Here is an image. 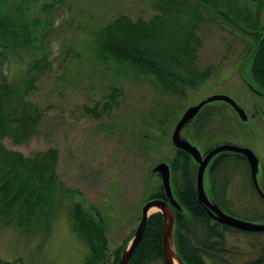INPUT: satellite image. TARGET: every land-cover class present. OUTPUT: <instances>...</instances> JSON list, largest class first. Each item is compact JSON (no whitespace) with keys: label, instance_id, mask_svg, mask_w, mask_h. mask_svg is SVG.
Masks as SVG:
<instances>
[{"label":"rangeland","instance_id":"374dc122","mask_svg":"<svg viewBox=\"0 0 264 264\" xmlns=\"http://www.w3.org/2000/svg\"><path fill=\"white\" fill-rule=\"evenodd\" d=\"M64 1L52 19L48 66L26 97L42 116L34 125L13 126L2 144L24 157L48 149L57 151L58 178L76 191L75 203L105 218L108 230L103 261L117 264L123 246L138 226L142 206L160 199L154 196L162 188L161 180L157 175L151 177L158 162L170 165L175 190L178 175L172 164L179 157L171 134L188 107L215 94L233 98L248 115V124L241 123L225 106L216 110L218 113L203 132L195 120L185 134L192 140L196 134L202 150L225 143L252 150L259 159V176L264 179V129L255 118L251 119L253 104L264 108V99L246 85L247 81L261 90L254 83L246 60L253 39L204 10L205 20L198 30L197 67L200 71L208 68L211 74L194 87L165 91L152 75L131 70L123 75L105 71L94 60L90 47L92 32L118 17L150 22L156 16L152 9L156 0ZM251 10L254 12V8ZM262 20L263 25V14ZM25 68V56L0 50V83L17 79ZM221 175L233 180L225 191L248 217L246 221L264 222V205L259 220L252 208L260 209L262 205L257 203L250 208V200L247 203L251 195L244 167L227 168ZM175 198L178 200L176 195ZM154 214L160 213L152 209L149 218ZM189 228L193 233L197 229L195 224ZM175 234L176 231L174 239ZM220 239L219 248L223 249L206 255L208 264L262 262L264 234L225 233ZM89 257L88 247L71 232L65 216L53 222L46 238L28 239L13 226H0V264H90ZM149 264L162 263L153 260Z\"/></svg>","mask_w":264,"mask_h":264},{"label":"trees","instance_id":"16d2710c","mask_svg":"<svg viewBox=\"0 0 264 264\" xmlns=\"http://www.w3.org/2000/svg\"><path fill=\"white\" fill-rule=\"evenodd\" d=\"M64 2L0 0V50L15 56L22 54L26 59L20 77L0 83V226H13L28 239L46 238L53 222L65 216L71 232L88 247L87 260L94 264L105 259L108 225L101 214L93 215L74 202L76 191L66 187L56 174L57 151L48 149L24 157L2 144L13 126L34 125L42 116L26 97L48 66L52 19ZM263 3L264 0H156L152 6L156 16L150 22L121 16L96 28L91 34V53L105 71L115 75L128 70L152 75L165 91L194 87L211 74L208 68L200 71L197 67L198 30L205 20L204 10H208L244 37L253 39L246 60L254 83L264 91ZM208 112L200 114L195 124ZM176 152L179 158L172 168L180 182H175V189L182 205L195 215V164L187 153ZM161 196L159 191L154 198ZM161 227L160 214L152 215L129 264H149L153 260L164 264ZM183 227V221L177 218L179 257L188 263L187 253H194L195 264H208L195 257L189 243L188 247L182 245L179 231Z\"/></svg>","mask_w":264,"mask_h":264},{"label":"water","instance_id":"95a60500","mask_svg":"<svg viewBox=\"0 0 264 264\" xmlns=\"http://www.w3.org/2000/svg\"><path fill=\"white\" fill-rule=\"evenodd\" d=\"M246 84L252 90L259 91L255 89L251 84H249V82L246 81ZM221 105H224L231 109L235 117L241 123H249V118L245 110L233 98L223 94L211 95L202 100L201 102L188 107L185 110V112L179 118L178 122L176 123L173 129V132L171 134V143L175 149L186 152L190 156L191 161L194 164L195 162L199 164L197 177L198 201L200 206L205 209V211L214 221L237 230L247 232L264 231V222H251L238 219L220 210L207 196L203 181L206 166L210 162L211 158L219 152L230 151L233 153L240 154L247 159L253 182L259 192L262 194L257 181L258 179L261 181V178L259 176V160L255 156V154L250 149L244 147H238L234 145H222L212 150L205 157V159L202 160L198 146L195 144V140H192L185 134L186 129L194 123V121L200 114H202L207 109L217 108ZM262 113L264 114V111H261V114ZM171 174L172 173L170 165L164 161L158 162L151 170V177L157 175L160 178L161 187L165 193L166 200L152 199L145 202V204L141 208L140 221L138 223V226L123 246L117 264L130 263L131 257L144 235L147 226V221L150 216L149 212L152 209H155L156 212L160 213L162 217V255L165 264H185L179 257L174 245L175 216L173 213V208L182 211L183 207L181 206L180 202L175 198V190L174 185L171 182ZM98 264H112V262L108 263L102 261ZM261 264H264V255Z\"/></svg>","mask_w":264,"mask_h":264},{"label":"flooded vegetation","instance_id":"af4514ba","mask_svg":"<svg viewBox=\"0 0 264 264\" xmlns=\"http://www.w3.org/2000/svg\"><path fill=\"white\" fill-rule=\"evenodd\" d=\"M252 91L258 97H260L261 99H264V91H261V90L260 91L252 90ZM223 107L225 108L224 105H221L215 109L211 108V109L205 110V112L206 111H210V112L204 114V116L196 124V126L199 125L200 132L204 131V129L207 127V125L212 120V117L218 113V111H216V110L217 109H220V110L224 109ZM253 107H254L253 116L252 117L250 116V117H251V119L255 118L256 122L259 123L261 125V127L264 129V122H263L264 121V114L263 113L261 114V111H264V108L261 107L257 103L253 104ZM224 111H226V110H224ZM195 144L198 146L202 160H204L205 157L212 150L218 148L219 146L233 145L231 143H229V144L225 143V144H221V145L219 144V145L210 146L209 148L202 150V149H200V141H199V138L196 134H195ZM240 167H244V169L247 173V176H248L247 183H248V187H249V191H250V192L248 191V193H250L251 196H250V199H248L247 203L250 200V202H251V205L249 204L250 208L253 207L254 205H256L257 203H260L262 205V207L260 209H259V206L252 208L253 210H255V214H258L256 217L259 218V216L261 215V213L263 211V205H264V179L262 177L261 181L259 179L257 180L259 188L262 192V194H261L253 182L250 167H249L247 159L240 154L233 153L230 151H223V152H219V153L215 154L211 158L210 162L206 166L204 176H203V181H204V186H205L207 196L213 201V203L220 210H222L226 214H228L232 217L238 218V219H242V220L245 219L246 220V218H248V217L243 215V211L241 208L236 207V205L233 204V202L229 200V196L227 194V191H225V189L228 187L227 185H229L233 180L232 179H224L225 176L221 175V173L224 170H226L227 168L238 169ZM198 170H199V164L195 162V201H196L195 215L190 213L185 208H184L185 209L184 212L173 208V213L175 216V225H176V219L177 218H180L184 222L183 223L184 227L182 229H180V231H179V236L181 237L182 245H185L188 247V243H189L191 248L195 250V257L196 258H202L207 263L206 255H208L212 251H215V250L217 251V250L223 249V248H219V246H221V245H219V243L221 242L220 236H222L223 234L233 233L236 235L237 234L263 235L264 231L247 232V231L237 230V229L222 225V224L214 221L209 216V214L205 211V209H203V207L200 206L199 201H198V191H197ZM260 172H261V170H260ZM222 186H224L223 190H221ZM160 191L162 194L160 199L166 200V196H165L163 189L160 188ZM174 192H175L176 197L178 198V193H177L176 189ZM253 195L255 196V198ZM178 200L180 201L179 198H178ZM247 210L248 209L246 207L245 211H247ZM260 210H261V213H260ZM249 213H250V211H249ZM256 217H255V220L257 219ZM260 219L262 220V218H259V220ZM192 224L193 225L195 224V227H197V229L195 228V233L192 232V229H191L192 227L189 228V226ZM175 231H176V233H178L177 232L178 230H176V226H175ZM176 238H177V234H175V239H174L175 248H177L176 247ZM192 242H193V244H192ZM192 254H194V253H192ZM192 254L187 253L186 257L188 259V261H187L188 263L185 262L186 264H195V258ZM164 264H165V262H164Z\"/></svg>","mask_w":264,"mask_h":264}]
</instances>
